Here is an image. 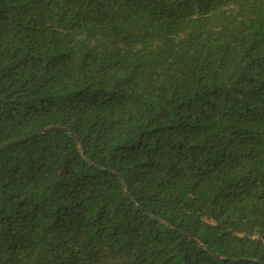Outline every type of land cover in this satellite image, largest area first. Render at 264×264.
Returning <instances> with one entry per match:
<instances>
[{
    "label": "trees",
    "instance_id": "trees-1",
    "mask_svg": "<svg viewBox=\"0 0 264 264\" xmlns=\"http://www.w3.org/2000/svg\"><path fill=\"white\" fill-rule=\"evenodd\" d=\"M48 127L0 264H264V0H0V145Z\"/></svg>",
    "mask_w": 264,
    "mask_h": 264
},
{
    "label": "water",
    "instance_id": "water-1",
    "mask_svg": "<svg viewBox=\"0 0 264 264\" xmlns=\"http://www.w3.org/2000/svg\"><path fill=\"white\" fill-rule=\"evenodd\" d=\"M53 130H62V131H65V132H67V133H71L70 130H68V129H66V128H63V127H48V128H45V129L41 130L40 132H38V133H36V134H33V135L29 136V137L21 138V139H18V140H15V141H12V142H9V143H6V144H3V145H0V149L6 148V147H8V146H12V145H14V144H17V143L23 142V141H25L26 139H28V138H30V137H34V136H37V135L43 134V133L48 132V131H53ZM76 139H77V137H76ZM81 154L83 155V152H82V151H81ZM124 194H125L126 197L129 198V195L126 193L125 189H124ZM198 244H199V243H198ZM199 245L202 246L203 248H205L207 251H209L213 256H215V257H217V258H219V259H221V260H227L226 258H223V257H221V256H219V255H217V254H215V253H212L208 247L203 246V245H201V244H199Z\"/></svg>",
    "mask_w": 264,
    "mask_h": 264
}]
</instances>
